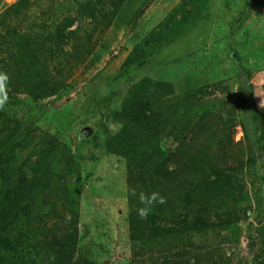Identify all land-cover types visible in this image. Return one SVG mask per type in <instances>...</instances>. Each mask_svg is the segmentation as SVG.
<instances>
[{
	"label": "trees",
	"instance_id": "obj_1",
	"mask_svg": "<svg viewBox=\"0 0 264 264\" xmlns=\"http://www.w3.org/2000/svg\"><path fill=\"white\" fill-rule=\"evenodd\" d=\"M134 1L15 0L3 8L0 71L10 77L8 100L23 97L40 104L42 111V102L67 91L74 70L88 69L103 55H112L117 33L137 27L150 0L127 16ZM206 2L182 0L133 45L108 86L111 90L98 99L91 97L101 116L100 137L88 136V130L77 137L93 138L99 154L92 158L113 156L123 164L127 264L208 262L195 238L222 226L212 217L224 211L229 221L240 208L251 210L244 170L264 186V123L256 116L250 74L233 39L246 11L225 37L238 83L229 101L233 108L217 113L221 105L209 100L205 83L197 85L189 77L179 87L154 77L148 67L155 54L194 26ZM255 2L264 6V0ZM108 30L112 40L104 38ZM33 124L0 111V264H103L93 253L101 246L82 244L76 176L83 156L75 152L80 147L73 151L57 134L45 132L37 138ZM236 126L242 131L239 143L232 137ZM132 189L136 196L130 195ZM141 191L158 192L166 199L147 219L137 215ZM256 234L253 262L264 264L263 227Z\"/></svg>",
	"mask_w": 264,
	"mask_h": 264
},
{
	"label": "rangeland",
	"instance_id": "obj_2",
	"mask_svg": "<svg viewBox=\"0 0 264 264\" xmlns=\"http://www.w3.org/2000/svg\"><path fill=\"white\" fill-rule=\"evenodd\" d=\"M14 1L0 0V12ZM142 1L145 0H135L126 12L127 16L132 14ZM181 1L150 0L134 30H128V33L118 32L115 39L112 31L108 30L104 38L113 39L112 55H103L88 69L80 67L74 70L68 82L70 88L62 92L61 96L42 102V105H46L42 111L38 110L40 104L34 105L23 97H19L18 102L8 100L5 108L0 110L8 112L21 122L34 121L32 127H38L35 131L37 138L45 132L57 134L72 146L73 151L80 147V150L75 152L83 156V163L76 176L80 181L78 201L82 235L85 233L82 244L93 242L101 246L102 250L95 248L93 253L103 264H127L130 255L124 222L127 212L124 199V168L113 156L101 154L103 156L92 158L94 154H99L94 148L93 138L85 140V137L84 141H80L77 137L81 131L87 130L88 136L93 134L92 137H100L101 116L92 104L91 97L98 99L97 97L111 90L108 86L133 45L147 37L153 28L177 9ZM248 1L207 0L194 26H190L183 37L163 48L159 54H155V59L148 66L152 69V75L172 81L179 87L186 83V78L192 77L193 80L196 79L193 82H199L197 85L205 83L209 87L208 97L214 105L220 104L223 107L221 109L220 106L215 112L233 108L229 101L236 95L238 83L233 62L226 51L229 40L225 37L246 11ZM255 3L246 12L244 22L235 29L233 39L237 45L236 50L242 53L241 63L247 66L250 74L251 96L258 109L256 116L264 123V6ZM99 73L102 74L101 77H94L95 83H91L93 76ZM90 86H95L94 92L89 91ZM224 102H227L226 106L222 105ZM109 127L111 128V125ZM262 127L264 131V124ZM232 134L234 143L242 141L239 126L233 129ZM171 144L168 143L167 147ZM262 144L264 145V142ZM240 148L245 155V145ZM243 159L245 161L246 156H243ZM249 171L244 170L243 179L247 186L251 210L245 213L240 208L233 215V220L229 221L225 212L219 211V217L212 218L222 226H216L214 233L195 238L197 246L207 253L206 258L209 257L208 262L204 264H254L252 249L253 245L257 244L256 229L263 227L264 237V186L261 187L252 181ZM71 184L74 185V182ZM98 251H101L99 257Z\"/></svg>",
	"mask_w": 264,
	"mask_h": 264
},
{
	"label": "clouds",
	"instance_id": "obj_3",
	"mask_svg": "<svg viewBox=\"0 0 264 264\" xmlns=\"http://www.w3.org/2000/svg\"><path fill=\"white\" fill-rule=\"evenodd\" d=\"M10 77L7 72L0 71V110L5 108L8 102V83ZM130 195L136 196V190L132 189ZM139 203L142 205L137 209V215L141 219H147L152 214L154 207L157 204H165L166 199L158 192L145 193L141 191L138 195Z\"/></svg>",
	"mask_w": 264,
	"mask_h": 264
},
{
	"label": "water",
	"instance_id": "obj_4",
	"mask_svg": "<svg viewBox=\"0 0 264 264\" xmlns=\"http://www.w3.org/2000/svg\"><path fill=\"white\" fill-rule=\"evenodd\" d=\"M254 3H255V0H249L248 1L246 12H248L251 9V7L253 6Z\"/></svg>",
	"mask_w": 264,
	"mask_h": 264
}]
</instances>
